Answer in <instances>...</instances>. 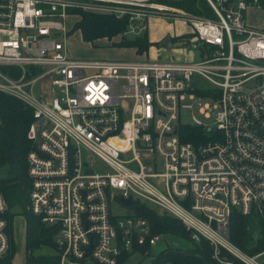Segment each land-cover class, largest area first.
<instances>
[{
	"label": "built area",
	"instance_id": "2783aa9c",
	"mask_svg": "<svg viewBox=\"0 0 264 264\" xmlns=\"http://www.w3.org/2000/svg\"><path fill=\"white\" fill-rule=\"evenodd\" d=\"M79 2L130 14L129 30L147 29L152 16L182 18L199 59L75 58L68 20ZM208 2L215 17L154 0H0V91L33 109L26 211L58 227L60 264H122L134 246L156 245L162 233L135 201L206 238L215 264H262L264 251L229 239L235 210L264 217V29L245 15L261 0ZM184 125L206 134L184 141ZM7 210L0 191V259L10 249Z\"/></svg>",
	"mask_w": 264,
	"mask_h": 264
},
{
	"label": "trees",
	"instance_id": "16d2710c",
	"mask_svg": "<svg viewBox=\"0 0 264 264\" xmlns=\"http://www.w3.org/2000/svg\"><path fill=\"white\" fill-rule=\"evenodd\" d=\"M158 3L172 5L187 12L215 17V11L208 0H154ZM70 11V10H69ZM130 17L109 16L99 13H85L83 20L77 24L85 41H93L100 37L111 38L121 34L122 40L116 42L117 46L134 48L137 53H146L155 42L150 41L148 31L144 30L133 37H126ZM124 34V36H123ZM191 34L185 33L172 38L182 45L189 42ZM207 95V92L202 93ZM33 120V109L21 99L0 91V167L6 166L9 179H1L0 191L6 197L8 210V232L10 236V249L8 254L0 259V264H13L14 252V227L13 218L17 214L11 210L16 205V198L11 195L18 187L27 206L30 190V177L28 175L27 154L31 149V142L27 137V130ZM184 141L196 142L204 136L205 130L194 125L182 126ZM131 208L135 214L146 218L152 229V233H173L181 237L190 238L195 246L193 248L177 249L168 247L163 250L151 264H162L163 261H172L177 264H215L211 255L212 247L206 238L196 240L185 224L178 217L166 212H160L155 207L140 201H135ZM26 211V210H25ZM27 212V211H26ZM28 221L27 229V259L26 264H60L58 250L54 255H35L34 247L48 245L57 248L55 238L58 227L49 226L40 221V218L25 213ZM229 239L243 251L254 255L264 251V217L256 214H243L235 210L230 217ZM142 252H147L151 246L144 244L134 246ZM127 255H123L120 262H124ZM234 264H246L233 256Z\"/></svg>",
	"mask_w": 264,
	"mask_h": 264
},
{
	"label": "rangeland",
	"instance_id": "374dc122",
	"mask_svg": "<svg viewBox=\"0 0 264 264\" xmlns=\"http://www.w3.org/2000/svg\"><path fill=\"white\" fill-rule=\"evenodd\" d=\"M69 20L68 26L70 27L68 32V52L75 58L83 59H112V60H129L138 61L147 59L149 61H160V62H191L199 59V53L188 45H182L172 39L170 46H163L161 44H155L150 47L146 53H137L133 48L117 46L116 42L122 40V35L118 34L111 38L100 37L93 41H85L82 37V33L79 29L75 30L80 20H83L85 13H99L109 16H115V12L108 11L103 8L96 6L84 5L83 2H79L76 6L69 9ZM253 12V16L256 23L250 24L256 28L264 29V6H253L247 9V20L251 19L250 13ZM130 17V14H126ZM138 23L141 20H136ZM147 30L149 39L156 37L167 36L173 38L174 36L189 33L190 26L186 20L182 18H167L162 16H152L147 21ZM131 24H129V29ZM125 32L126 37H133L137 33L144 30L135 28ZM123 34V36H124ZM195 113L207 121L208 118L204 117L199 113L196 108ZM182 117L185 122L191 123V110L182 109ZM208 122V121H207ZM145 162V159L142 158ZM1 179L8 180V170L6 166L0 167V182ZM11 195L16 198V205L12 206L11 210L16 212L13 218L14 227V252L12 256L13 264H26L27 259V229L28 221L27 213L25 210L26 202L23 199V195L20 193L18 187L15 189V193ZM120 208L118 211H122ZM225 236V234H224ZM56 238V236H54ZM194 242L188 237H181L173 233H162L160 240L156 245L152 246L147 252H142L138 249H131L130 255L123 264H151L152 261L159 256V254L167 249L173 247L177 249L193 248ZM33 253L35 255H54L57 253V248L49 247L48 245H42L40 247H34ZM262 260V258H259Z\"/></svg>",
	"mask_w": 264,
	"mask_h": 264
},
{
	"label": "crops",
	"instance_id": "0c3cea01",
	"mask_svg": "<svg viewBox=\"0 0 264 264\" xmlns=\"http://www.w3.org/2000/svg\"><path fill=\"white\" fill-rule=\"evenodd\" d=\"M260 6L262 5V6H264V0H261V2H260V4H259ZM259 5L258 4H251V5H249L248 7H247V9L248 8H250V7H253V6H258L259 7ZM247 9H246V11H247ZM245 11V12H246ZM245 15H246V18H247V13H245ZM250 15H251V19L249 20V22L248 23H250V24H253L254 25V23H256V20H255V18H254V16H253V12H251L250 13ZM248 21V20H247ZM182 35V34H181ZM177 36H179V35H177ZM174 37H176V36H174ZM173 37V38H174ZM166 38H168L166 35L165 36H160V37H156V38H154V39H151L150 41H153V42H155V44H161V45H163V42L166 40ZM172 39V38H171ZM155 44H153V45H155ZM152 45V46H153ZM151 46V47H152ZM164 46V45H163ZM134 49V48H133ZM135 50V49H134Z\"/></svg>",
	"mask_w": 264,
	"mask_h": 264
},
{
	"label": "water",
	"instance_id": "95a60500",
	"mask_svg": "<svg viewBox=\"0 0 264 264\" xmlns=\"http://www.w3.org/2000/svg\"><path fill=\"white\" fill-rule=\"evenodd\" d=\"M171 43H172V39L168 37V38H166V40L163 42V45L168 47V46L171 45ZM131 202H132V199H131V198L123 199V203H124L125 205H127V206H129V205L131 204ZM88 251H90V247H89ZM87 255H88V254H87ZM88 264H98V263L90 262V263H88ZM122 264H123V263H122ZM262 264H264V259L262 260Z\"/></svg>",
	"mask_w": 264,
	"mask_h": 264
}]
</instances>
